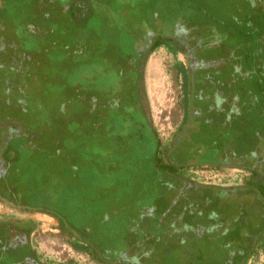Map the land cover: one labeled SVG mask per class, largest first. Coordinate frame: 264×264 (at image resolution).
Here are the masks:
<instances>
[{"label":"rangeland","instance_id":"obj_1","mask_svg":"<svg viewBox=\"0 0 264 264\" xmlns=\"http://www.w3.org/2000/svg\"><path fill=\"white\" fill-rule=\"evenodd\" d=\"M249 12L241 0H0V108L15 109H4L7 98L26 101L20 111L49 119L51 142L83 148L97 169L114 164L127 195L116 210L130 217L121 230L148 251L129 264H264L256 249H264L262 199L233 195L222 208L205 207L201 192L155 164L149 142V122L165 146L182 122L181 144L159 153L174 166L204 163L184 181L225 191L246 172L211 165L218 152L264 163V105L236 69L257 45L246 34ZM155 40L162 45L149 52ZM0 219L32 222L42 259L98 264L67 243L48 213L0 200ZM24 261L21 252L0 254V264Z\"/></svg>","mask_w":264,"mask_h":264},{"label":"trees","instance_id":"obj_2","mask_svg":"<svg viewBox=\"0 0 264 264\" xmlns=\"http://www.w3.org/2000/svg\"><path fill=\"white\" fill-rule=\"evenodd\" d=\"M243 2L248 7L251 6L246 0ZM251 18V15H248L247 23L253 26ZM246 34L255 35L254 40L262 38L253 27ZM161 45L160 40H155L150 45L149 52ZM258 51L259 49L256 53ZM18 84L21 82L18 81L15 86ZM90 100L86 105V111L89 113L94 111L91 110ZM25 102L20 104L12 102V99L10 101L6 99V103L2 101L4 109L10 105L15 109L2 111L3 107L0 106V140H4L0 145V200L25 210L52 215L56 218L58 228L67 243L98 264H129L130 257L139 260L146 257L145 252L148 251L140 250L142 246L136 244L139 241L131 240L129 233L121 230V227L125 226L127 230L129 229L130 217L125 213L121 215L120 210L124 209L122 204L125 203L127 195L123 190L122 180L112 173L114 164L109 161L107 162L111 166L109 169H97L92 165L95 159L84 158L83 154L77 152V149L84 150L83 148L74 149L71 146L65 149L56 139L51 142L49 134L51 129L47 123L49 119L40 121L34 118L33 114L20 111ZM18 104L20 108L16 109V106L19 107ZM10 125L19 126L20 135L14 133L8 136L6 130ZM183 132L184 125L180 122L169 145L165 146L149 122V142L153 147H157L154 155L155 164L161 161L165 172L176 174L184 183V187L187 186L184 188L187 192L190 193L191 189L201 192L199 196L202 195L203 201H200L205 207L216 210L224 206L220 202L225 198L255 194L262 199L261 205L264 209V163L252 160L246 163L229 162L222 159L225 152L222 154L218 152L219 159L210 163L211 165L243 166L249 170V175L244 178L242 185L225 191L217 185L198 186L195 183H186L184 181L186 170L191 166H203L204 163H188L182 159L181 164L174 166L164 161L160 154L162 146H165L164 151L177 148V145L181 144ZM84 155L89 154L84 151ZM67 193L72 195V200L68 199ZM117 208L120 210L117 211ZM215 210H211V213ZM32 229L33 225L30 226V230ZM115 245L117 246L114 247ZM126 245L128 250H122ZM261 248L263 247L256 245L257 252L264 254V249ZM64 264L74 263L66 261Z\"/></svg>","mask_w":264,"mask_h":264},{"label":"flooded vegetation","instance_id":"obj_3","mask_svg":"<svg viewBox=\"0 0 264 264\" xmlns=\"http://www.w3.org/2000/svg\"><path fill=\"white\" fill-rule=\"evenodd\" d=\"M246 2L251 5L249 6L250 8H248L250 9L249 14L252 16L251 19H253L252 21L254 23L252 27L255 32L262 35V38L254 40L257 42L255 49L253 51L249 49L247 53L245 52L240 63L241 68L237 63L236 69L240 71L241 76L248 80V85L254 88L255 92H253V89L251 90L247 87V89L250 90L249 93H254L253 97H256L258 102L264 105V23L261 29L258 28L264 15V0H246ZM258 49L259 51L256 53ZM7 101H10V98H7ZM19 103L22 104L23 101L20 99ZM93 103V100H90L91 110L95 107ZM8 128L6 130L8 136H11L14 133L20 135L19 126L10 125ZM2 141L4 140H0V145H2ZM239 168L245 170L246 176L249 175V170L247 168H244L243 166H239ZM31 225H33V223L29 220L0 219V254L6 250L10 252H21L23 253V259L25 260L24 264H64L42 259L41 255L36 252L31 241V233L33 231V229L30 230Z\"/></svg>","mask_w":264,"mask_h":264}]
</instances>
